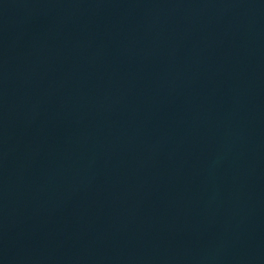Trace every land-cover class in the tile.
<instances>
[{
  "label": "water",
  "instance_id": "obj_1",
  "mask_svg": "<svg viewBox=\"0 0 264 264\" xmlns=\"http://www.w3.org/2000/svg\"><path fill=\"white\" fill-rule=\"evenodd\" d=\"M0 264H264V0H0Z\"/></svg>",
  "mask_w": 264,
  "mask_h": 264
}]
</instances>
